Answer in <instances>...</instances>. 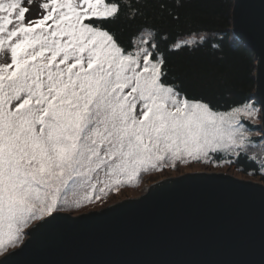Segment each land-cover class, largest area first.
Masks as SVG:
<instances>
[{"label":"snow or ice","instance_id":"snow-or-ice-1","mask_svg":"<svg viewBox=\"0 0 264 264\" xmlns=\"http://www.w3.org/2000/svg\"><path fill=\"white\" fill-rule=\"evenodd\" d=\"M139 3L41 0L33 15L35 0H0V257L74 188L109 187L101 173L118 187L178 160L247 153L251 105L218 112L190 98L169 75L166 37L144 28L123 44L111 31Z\"/></svg>","mask_w":264,"mask_h":264},{"label":"water","instance_id":"water-1","mask_svg":"<svg viewBox=\"0 0 264 264\" xmlns=\"http://www.w3.org/2000/svg\"><path fill=\"white\" fill-rule=\"evenodd\" d=\"M232 30L255 52L264 134V0H234ZM7 264H264V183L191 172L99 210L34 223Z\"/></svg>","mask_w":264,"mask_h":264},{"label":"trees","instance_id":"trees-1","mask_svg":"<svg viewBox=\"0 0 264 264\" xmlns=\"http://www.w3.org/2000/svg\"><path fill=\"white\" fill-rule=\"evenodd\" d=\"M233 7L234 0H140L134 19L122 13L109 27L123 44L144 28L166 37H158V43L170 77L190 98L202 99L213 110L225 112L255 101L256 90L255 52L238 41L232 30ZM202 34L206 38L201 43ZM193 37L195 44L174 48L177 42ZM212 155L219 161L230 157L225 152ZM251 157L253 151L230 158L241 172L264 179V159Z\"/></svg>","mask_w":264,"mask_h":264},{"label":"rangeland","instance_id":"rangeland-1","mask_svg":"<svg viewBox=\"0 0 264 264\" xmlns=\"http://www.w3.org/2000/svg\"><path fill=\"white\" fill-rule=\"evenodd\" d=\"M40 3L41 0H35V4L33 6V15H35L36 6ZM7 62H9L8 54H0V64ZM247 104L251 105L256 110L255 116L251 119L247 117H240L241 123L244 125L248 133V140L250 142L248 151H253L254 157L259 158L260 156L262 159H264V134L262 128L261 108L256 100ZM247 123H250L253 126V129H250ZM225 153L227 156L230 155L228 152ZM211 155L207 160L203 158L199 160L189 158L186 162L178 160L175 162V167L163 166L158 169L149 170L146 173H142L139 177H135L131 180L125 178L124 182L118 187L112 186L110 181H108L107 178L104 177L103 173H101L100 180L108 183L109 187H104V183L97 184L96 191L93 193L91 183H94L95 180L90 183H84L70 191L67 196V202L59 204L57 206V210L54 212L66 211L74 215H78L80 213H85L92 210H99L118 201L139 197L146 193L152 184L162 179L191 172L230 173L231 175L241 179L264 183L263 176L245 174L241 172L235 165H233L232 162L229 163V160L233 161V159L230 158L231 155L222 161L217 160L213 157V155ZM262 171L264 175V166ZM101 187H104L103 192H100ZM97 196L100 198L97 199ZM38 221L31 222L30 225L24 229L23 242L27 238L28 229Z\"/></svg>","mask_w":264,"mask_h":264}]
</instances>
